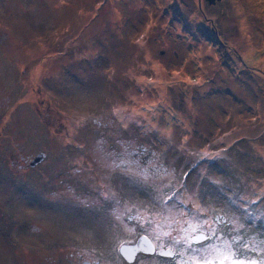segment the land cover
Segmentation results:
<instances>
[{
    "label": "rangeland",
    "instance_id": "rangeland-1",
    "mask_svg": "<svg viewBox=\"0 0 264 264\" xmlns=\"http://www.w3.org/2000/svg\"><path fill=\"white\" fill-rule=\"evenodd\" d=\"M209 226L264 258V0H0V264H192Z\"/></svg>",
    "mask_w": 264,
    "mask_h": 264
},
{
    "label": "snow or ice",
    "instance_id": "snow-or-ice-1",
    "mask_svg": "<svg viewBox=\"0 0 264 264\" xmlns=\"http://www.w3.org/2000/svg\"><path fill=\"white\" fill-rule=\"evenodd\" d=\"M99 147L103 151L102 142ZM131 155L127 147L121 153L105 152L106 158L111 161L109 167L118 169L126 176L142 177L147 180L148 172L132 160ZM155 171L156 173H161L166 170L157 168ZM167 199L170 200L172 197H168ZM176 243L187 245L189 251L207 253L206 256L195 259L189 256L188 258L192 260V264H264V258L259 261L244 258L243 251L249 248V244L243 242L241 236L224 237L222 233H218L211 226H209L207 231H200L190 236L186 234L185 236L176 238ZM257 243L264 244V239H254L253 244ZM195 244H199L200 247L194 248ZM94 264H99V262L96 261Z\"/></svg>",
    "mask_w": 264,
    "mask_h": 264
},
{
    "label": "water",
    "instance_id": "water-1",
    "mask_svg": "<svg viewBox=\"0 0 264 264\" xmlns=\"http://www.w3.org/2000/svg\"><path fill=\"white\" fill-rule=\"evenodd\" d=\"M210 4H214L218 0H207ZM42 159L41 155H38L33 159L30 164L31 166L36 165ZM121 256L125 259L126 262L132 263L135 259L137 253L142 252L146 254L154 253V245L146 236H140L135 244L133 245H122L119 249ZM170 250L161 251V255H169Z\"/></svg>",
    "mask_w": 264,
    "mask_h": 264
},
{
    "label": "flooded vegetation",
    "instance_id": "flooded-vegetation-1",
    "mask_svg": "<svg viewBox=\"0 0 264 264\" xmlns=\"http://www.w3.org/2000/svg\"><path fill=\"white\" fill-rule=\"evenodd\" d=\"M140 236H146L152 242V244L154 245V253L153 254H146V253L139 252V253L136 254L135 258L138 257L139 255H143V256H146V257H154V256H156V257H159V258H164V257H167V256H169V257H172L173 256V253L172 252H170V254L167 255V256L166 255H161L160 252L163 251L164 248L157 247L156 244L152 241V239L149 236H147L145 233L141 234ZM139 237H137L135 239V241L133 242V244L136 243V241L138 240ZM133 244H129V245H133Z\"/></svg>",
    "mask_w": 264,
    "mask_h": 264
}]
</instances>
